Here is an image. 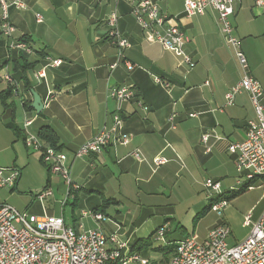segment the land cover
<instances>
[{"label": "crops", "instance_id": "0c3cea01", "mask_svg": "<svg viewBox=\"0 0 264 264\" xmlns=\"http://www.w3.org/2000/svg\"><path fill=\"white\" fill-rule=\"evenodd\" d=\"M24 1L25 9L10 12V21L16 28L13 39L5 38L0 30V79L9 72L22 99L32 103L30 92L24 91L20 80L24 54L12 47L13 41L27 39L34 52L25 55V60L35 66L26 75L31 88L41 97L44 109L36 116L34 111L25 110L18 97L25 118L21 128L16 127L23 136L17 137L12 124L15 105L12 111L4 110L0 100V126L9 129V141L15 135L14 144L19 153L27 148L24 136H38L43 126L55 131L57 146L70 154L68 167L72 182L78 186L71 193L76 199L75 206L80 192H87V187L91 192L96 187L92 185L93 179L101 183L114 181L117 188L110 186L109 197L117 201L115 205H121L128 197L137 199L143 195L147 206L158 207L154 196L161 194L165 181L177 174L174 164L185 161L188 166L197 163L211 170L218 165L225 167V173L235 169V155L229 153L228 146L245 138L253 108L246 92L234 97L232 105L226 104L225 97L246 72L264 90V7L256 8L254 0H239L234 4L232 24L246 58L244 68L235 49L219 32L215 11L208 10L189 20L184 14L186 0H152L163 14L172 18L170 23L178 25L188 36L185 50L196 64L189 69L182 58L146 40L126 0ZM113 12L118 15L119 31L131 44L126 57L135 65L132 71L123 63L111 68L117 60V49L107 39V20ZM37 14L42 16L41 23L36 22ZM48 58L62 63L58 67L49 66ZM43 67L46 78L37 79L36 74ZM121 86L132 89L135 98L121 104L110 98V90ZM117 109L122 112L123 132L131 137L129 144L115 143L100 154L74 161L72 153L110 122ZM25 120L33 121L27 129ZM205 134L211 135L207 143L202 142ZM7 149L8 146L0 151ZM34 151L39 153V160L32 157L29 162L22 161L16 188L8 187L0 192L12 193L18 186L22 187L32 164L42 169L41 154ZM134 151L140 153L141 161L132 156ZM156 157H165L168 163L154 167ZM85 172L94 175L87 179ZM262 184L264 181L257 186ZM14 197L11 195L10 200ZM263 211L264 203L253 221ZM237 243L240 242L230 245Z\"/></svg>", "mask_w": 264, "mask_h": 264}, {"label": "built area", "instance_id": "2783aa9c", "mask_svg": "<svg viewBox=\"0 0 264 264\" xmlns=\"http://www.w3.org/2000/svg\"><path fill=\"white\" fill-rule=\"evenodd\" d=\"M117 1V0H116ZM131 4V14L145 33V38L151 43L160 44L165 51L172 52L182 58L189 68L195 67V62L186 53L189 38L186 33L175 24L172 18L165 15L159 6L152 0H126ZM239 0H186L184 14L189 20L204 15L208 10L217 14V22L223 39L235 49L240 65L245 68L246 58L240 51V41L236 36L232 24L234 4ZM256 8L264 7V0H254ZM26 8L24 0H0V30L1 34L13 39L16 28L10 21V12ZM36 22H42V16L36 15ZM107 39L117 49V60L111 65L115 68L119 63L126 65L129 71L135 68L126 57V51L131 44L118 29V15L113 12L107 20ZM12 47L25 55H32V47L24 41H13ZM49 66L58 67L62 61L47 59ZM36 78H46V68L36 74ZM3 81L9 86L17 84L8 72ZM157 82L163 83L160 79ZM169 87V84H165ZM246 92L251 100L253 116L246 123L245 138L236 143H230L228 151L235 155V168L239 174L236 182L240 190H253L257 184L264 181V90L260 82L247 72L241 82L226 94V104L232 105L234 97ZM109 97L116 103H128L135 98L132 89L126 86L113 88ZM122 112L117 109L110 122L105 123L102 129L87 143L72 153L73 160L100 154L107 147L121 144L128 145L130 136L123 132ZM33 124L32 120H25L27 129ZM211 135L202 136V142L207 143ZM217 138V136H216ZM27 148H33L41 154V161L49 172L62 177L63 183L68 185V196L78 189L71 179V170L66 165V153L57 150L40 137L28 134L25 138ZM210 150V149H209ZM207 149V151L209 152ZM132 156L141 161V155L134 151ZM168 163L165 157H156L154 167H161ZM21 175L17 167H0V191L5 188H16ZM263 186V184H262ZM204 188L218 193L219 199L211 203L210 210L223 220L224 209L229 202L221 192V183L207 180ZM48 198V193L42 190L36 199L41 203ZM67 200L61 203L62 215L59 217L43 215H29L17 210L7 203L0 202V264H153L142 252L133 249L128 241L120 239L118 233L105 235L101 228L85 229L81 222L68 223L63 210ZM91 219L97 223L105 220V214L92 211L83 212L81 219ZM244 226L251 227L248 236L240 243L230 245L231 235L225 222L213 227L207 237L200 240L192 234L181 240L165 242L167 229L159 227L152 235L155 241H161L163 246L174 244L171 258L163 264H264V211L256 221L249 214Z\"/></svg>", "mask_w": 264, "mask_h": 264}, {"label": "rangeland", "instance_id": "374dc122", "mask_svg": "<svg viewBox=\"0 0 264 264\" xmlns=\"http://www.w3.org/2000/svg\"><path fill=\"white\" fill-rule=\"evenodd\" d=\"M6 87L7 82L3 81L0 89ZM10 103L15 105L13 127L21 128L20 124L24 122L25 118L21 103L17 97L11 98ZM35 115L38 116L36 113ZM8 130L4 126H0V150L8 146L6 151H0V166L21 168L22 161L28 160L29 162L32 157L39 160L40 155L33 148H23L22 153H19L14 144L17 139L13 134V139L9 141L8 133L10 132ZM66 158V165H69L71 161L69 153L66 154ZM172 167L177 174L165 181V189L161 194L154 196L158 207L147 206L144 203L143 195L137 199L128 197L121 205H115L117 201L109 197L112 196L109 191L110 186L116 187L114 181L101 183L99 179L93 178L92 185L96 187L91 192L88 187L86 188L87 192H80L77 195L75 206L76 199H74V195L68 196V185L63 183L62 177L55 173H48V169L44 165L41 169L33 164L27 170L22 187L18 186V189L12 193L6 190L0 192V202L7 203L19 211H26L29 215L59 217L62 215L61 203L65 199L67 204L63 214L68 223H73L76 220L78 223L81 222L85 229L101 228L105 235L118 233L121 240L128 241L132 246L139 240L148 239L150 234L160 226H165L167 229L165 242H175L192 234L203 240L209 231L221 222H225L230 229L229 244L241 242L248 236L251 227L244 226V222L249 214L251 217L256 216L264 203V184L253 190L240 192L236 184L239 180L236 168L229 169L228 173H225V167L215 165L211 170L210 167L197 163L188 166L185 161H181L178 165L174 164ZM93 175L92 172L90 174L85 172L84 178L87 176L88 179ZM48 179L50 186L47 187ZM209 179L221 183V193L226 197L235 195L224 209L223 220L209 209L211 203L219 199L220 196L216 192L209 193L204 188V183ZM43 189L47 191L48 198L44 204H41L36 199V195ZM11 195L15 196L13 201L10 200ZM107 201L110 204L104 210L105 220L103 222L97 223L91 219H81L83 212L90 213L91 210L93 211L94 208ZM162 246L161 241L151 238V247H145L143 254L153 264H163L171 258L172 254L164 256L162 253L155 252L156 248Z\"/></svg>", "mask_w": 264, "mask_h": 264}, {"label": "trees", "instance_id": "16d2710c", "mask_svg": "<svg viewBox=\"0 0 264 264\" xmlns=\"http://www.w3.org/2000/svg\"><path fill=\"white\" fill-rule=\"evenodd\" d=\"M20 41H24L26 43H28L27 39H20ZM21 58L24 59V65L23 66H20L21 67V74H22V77H21V81L23 83V89L25 92H30L32 90L31 88V83H30V80L29 78L27 77V70H31L32 68H34L35 66V63H31V64H28L27 61L25 60L27 57L24 55L21 56ZM3 81V79H0V84L1 82ZM17 87L16 86H9L7 85V87L3 90L0 91V100L2 102V106L4 108V110H7L9 109L10 111L13 110L14 108V103H10L9 104V100L13 97H20L21 99L23 98L22 95H20V91L17 90ZM22 103H23V107L25 108L26 111H32V109L30 108V105L31 103L25 101L24 99H22ZM42 114V113H41ZM39 114V115H41ZM13 128V127H12ZM14 130V134H16L17 137H20V136H23L22 135V132L21 130L17 129V128H13ZM38 133V137H40L42 140L46 141L48 144H50L51 147L57 149V150H62L61 147L57 146L58 144V137L55 133L54 130H52L49 126H43L40 128L39 132ZM25 136H24V140H25ZM48 173H50L49 171H47ZM48 183H49V179H48ZM240 192H243L244 189L242 190H239ZM239 194V193H238ZM237 195V194H236ZM235 195H232L231 197H226L228 202H230L231 199H233ZM109 202L107 201L106 203H104L102 206L100 207H97L95 208L93 211L95 212H100V213H105L104 210L107 208V206H109ZM210 209V207H209ZM76 220L73 221V223L75 222ZM151 236L146 239V240H139L137 241L135 244H133V249L138 251V252H144V248L145 247H151V238H152V234H150ZM186 237V236H185ZM183 237V238H185ZM174 242V241H173ZM175 245L173 244H168L166 246H162V247H159V248H156L155 249V252H158V253H162L164 256H168L170 254L173 253L174 251V247Z\"/></svg>", "mask_w": 264, "mask_h": 264}, {"label": "water", "instance_id": "95a60500", "mask_svg": "<svg viewBox=\"0 0 264 264\" xmlns=\"http://www.w3.org/2000/svg\"><path fill=\"white\" fill-rule=\"evenodd\" d=\"M19 90L18 86L16 91ZM30 94L32 96V103L30 105V108L32 109V111H34L37 115L41 114L42 110L44 109V103L41 99V97L35 93V91L32 89L30 91ZM17 97V96H16ZM18 98V97H17Z\"/></svg>", "mask_w": 264, "mask_h": 264}]
</instances>
